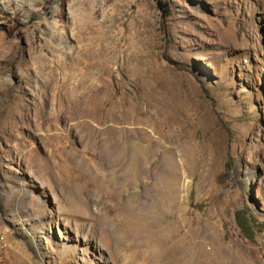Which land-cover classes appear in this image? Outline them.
Returning a JSON list of instances; mask_svg holds the SVG:
<instances>
[{
    "label": "rangeland",
    "instance_id": "374dc122",
    "mask_svg": "<svg viewBox=\"0 0 264 264\" xmlns=\"http://www.w3.org/2000/svg\"><path fill=\"white\" fill-rule=\"evenodd\" d=\"M83 84L136 132L119 172ZM149 151L170 217L135 196ZM0 234V264H264V0H0Z\"/></svg>",
    "mask_w": 264,
    "mask_h": 264
},
{
    "label": "bare ground",
    "instance_id": "6f19581e",
    "mask_svg": "<svg viewBox=\"0 0 264 264\" xmlns=\"http://www.w3.org/2000/svg\"><path fill=\"white\" fill-rule=\"evenodd\" d=\"M83 85H85V84H83ZM71 97H72L71 98L72 99V101H71L72 105H74L75 108L77 107L76 109H78V108L80 109V112H78L79 114H82L83 116H87V117L91 118L92 122H93V120H95L100 115L97 123L102 126L99 131L103 135L99 136V133H98L97 135L94 136L95 148L97 146H100L101 149L98 151V154H100L104 158L105 162L109 163L110 166H112L116 172H119V168L114 167L113 165L116 166V163H118L119 161L124 160L127 157H129V154L121 152V150H120L121 144H123L125 141L132 140V137H136V135H135L136 132L133 135H131L132 133L131 134L129 133L131 136H128V137H125L124 136L125 134H123V131H122V129H123V126H122L123 108L122 107L123 106L121 107V102H120L121 100L117 101L115 106L108 107V104L107 105L105 104L104 99H101L102 94H100V89L96 88V87L92 88V87H90V84L85 85L83 89L79 86L74 87L72 89ZM93 101L97 102V106L94 107V109H93V107L91 108V106L93 104L90 106V104ZM108 103H110V102H108ZM90 108H91V110H90ZM83 123H84V120H83ZM124 128H125V126H124ZM92 147L94 148L93 143H92ZM108 149H109L110 153H113V154H109ZM133 157L138 162V164H137L138 172L141 175L142 174L146 175L144 183L146 184V186L149 190V193H147V195L145 194L146 192L144 193V195H142L139 192L140 190H137L135 196H137L138 199L142 203H145V204L149 203L153 197L155 198V197L159 196L161 198V202L160 201L159 202L161 203L160 205L162 206L163 211H165V215L169 216V217L174 215L173 212H175V211H173L174 210L173 203L170 201L172 193H170L168 191V187L162 181L165 177L167 178V177L172 175V173H173L172 170L169 167L164 166V164L162 163L161 160L157 161L161 164L160 166H153L152 162H153V160L156 159V155L153 154V152H151V151H149V154H147L145 164H144V162H142V158L139 157V155H133ZM155 163H156V160H155ZM167 164H168V162H167ZM122 178H123L122 175L119 173L118 178H117L118 181H116L118 183V185L122 181ZM143 186H144V184H143ZM120 192H121V190L119 191V193ZM129 196H131V195H129ZM129 196H128V198H129ZM143 197H145V200H143ZM142 207L144 208V206H142ZM122 212L123 211H121V210L117 211V209L115 211L111 212L110 216H108L109 221H112L111 223H115V222H117V220L119 221V218H120ZM120 222H121V220H120ZM115 233H116V231H115ZM134 235H137V234L135 233ZM160 235H161V233H160ZM156 236H157V233H155V232L151 233V239H153V241L155 240ZM158 238H160L161 240H157V241H155V243H153V242L150 243V250L154 248V250H152V255H155V253L157 254L158 246L163 241V236L162 237L160 236ZM158 238H156V239H158ZM185 246H186L185 243L180 244V246L178 248H176V249L172 248L170 251H168V253L171 255H174L175 253H177V254L178 253H184V252H186ZM184 258H185V256L183 257V259Z\"/></svg>",
    "mask_w": 264,
    "mask_h": 264
},
{
    "label": "trees",
    "instance_id": "16d2710c",
    "mask_svg": "<svg viewBox=\"0 0 264 264\" xmlns=\"http://www.w3.org/2000/svg\"><path fill=\"white\" fill-rule=\"evenodd\" d=\"M162 5V3L160 2ZM237 222L241 227L245 236L249 239H252L256 233V224L254 223L253 217L250 216L245 210H240L236 214Z\"/></svg>",
    "mask_w": 264,
    "mask_h": 264
},
{
    "label": "built area",
    "instance_id": "2783aa9c",
    "mask_svg": "<svg viewBox=\"0 0 264 264\" xmlns=\"http://www.w3.org/2000/svg\"><path fill=\"white\" fill-rule=\"evenodd\" d=\"M3 243V236L0 234V245Z\"/></svg>",
    "mask_w": 264,
    "mask_h": 264
}]
</instances>
